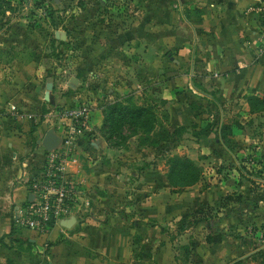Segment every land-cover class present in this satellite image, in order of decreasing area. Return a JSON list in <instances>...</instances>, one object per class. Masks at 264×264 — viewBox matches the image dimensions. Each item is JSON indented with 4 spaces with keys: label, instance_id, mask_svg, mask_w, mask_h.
I'll return each mask as SVG.
<instances>
[{
    "label": "crops",
    "instance_id": "obj_1",
    "mask_svg": "<svg viewBox=\"0 0 264 264\" xmlns=\"http://www.w3.org/2000/svg\"><path fill=\"white\" fill-rule=\"evenodd\" d=\"M105 3L99 0L94 8ZM139 10L133 26L120 25L116 30L97 27L90 53L85 49L91 31L73 29L68 19L53 17L55 24L46 23V30L40 31L46 36V69L27 52V59L15 53V58L0 66V264H143V257H135V237L149 234L144 224L148 202L141 200L147 172L134 180L137 198L131 208L137 215L131 218L108 211L113 205L104 211L110 199L105 202L99 192L112 189V179H119V173L125 171L109 167L112 150L101 133V108L94 107L95 103L90 108L81 90L65 92L72 77L59 88L57 79L48 74L51 46L58 47L57 53H63L59 58L64 59L63 48L74 37L80 49L76 60L86 61L90 69L105 61L130 66L133 59L138 60V69L144 66L140 73L159 70L156 79L164 82L170 96L162 99L175 106L181 105L186 95L191 97L187 104L184 99L183 106L192 118L200 114L194 111L192 101H199L196 109L203 106L206 111L207 105L210 111L215 109L222 124L233 103L244 105L245 98L264 94V0H139ZM14 31L31 39L37 32L22 25L5 26L0 35L6 37ZM58 32L65 33L64 41L56 39ZM3 42V47L10 49L19 45L15 38ZM165 73L173 75L165 80ZM81 105L87 106L93 117L88 134L74 142L66 168L79 185V199L68 219L56 224L48 236L39 237L17 227L15 211L26 202L29 181L44 162L46 151L41 142L45 135L53 131L62 144V129L68 123L59 113ZM211 148L209 144L203 153ZM117 192L121 190L117 188ZM187 209L189 206L174 211L182 212L183 218ZM71 219L74 223L66 228L63 224ZM128 221H132L130 226H126Z\"/></svg>",
    "mask_w": 264,
    "mask_h": 264
},
{
    "label": "rangeland",
    "instance_id": "obj_2",
    "mask_svg": "<svg viewBox=\"0 0 264 264\" xmlns=\"http://www.w3.org/2000/svg\"><path fill=\"white\" fill-rule=\"evenodd\" d=\"M98 1L0 0V31L5 26L19 25L37 31L31 34L34 35L33 39L26 34H15V31L7 34L8 37L0 35V66L15 58V53L27 59V52L46 69V36L42 37L40 31L46 30V23L55 24L53 17L68 19L73 29L91 31L89 46L85 49L87 53L91 52L92 34L97 27L116 30L121 25L128 28L138 20L139 0H103L105 6L96 10L94 6ZM102 36L106 39L105 35ZM7 38H15L19 45L12 49L3 47V41ZM72 38L74 41L63 48L66 52L64 59L59 58L63 53H57L58 47L51 46L49 54L52 60L51 65L47 66L48 74H53L57 79L58 87L64 86L70 77L79 76L82 83L75 89L81 90L80 95L90 108L94 103V107L101 108V133L112 150L109 167L115 171L123 167L125 171L119 173V179L117 176L112 179V189L99 192V197L105 202L110 199L107 205L105 203L104 211L113 205L108 211L131 215V218L137 215L131 208L137 198L133 191L134 180L140 173L147 172L141 200L148 202L144 210V224L149 234L144 236L141 233L135 237L136 254L139 258L143 257V264H261L264 258L254 259V256L259 250L264 252V94L255 95L263 104L254 110L246 101L245 109L240 102L233 103L230 113L224 115L222 124L215 109L210 111L209 105L206 111L202 109L203 106L196 109L195 104L199 101H192L194 111L200 112L192 118L193 114L183 106L184 99L187 104L189 100L191 102V97L186 95L182 98V104L175 106L162 99L170 96L165 91L164 82L156 79L155 74L159 70L140 73L144 66L138 69V60L133 59L134 64L130 66L122 63L115 66L105 61L90 69L86 61L76 60L80 49L76 48L77 40ZM82 45L86 46L85 43ZM58 68H61L60 73H57ZM170 75L173 73H165L163 78L166 80ZM66 90L70 93L73 89L66 87ZM136 107L149 110L154 115V129L150 134L145 133L146 127L124 118V110ZM113 108L116 112L111 122ZM92 117L89 114V122ZM161 124L170 135H177L156 147H149L146 138L152 139L162 127ZM220 125L226 129L223 133L225 142L221 134L217 135ZM209 144H212L211 150L203 153ZM174 156L187 157L199 168L201 176L194 186L177 194L171 193L174 189L166 177L168 159ZM117 188L121 193L117 192ZM107 191L110 193L107 194ZM203 204L212 210L205 219L209 227L202 224L183 236H177L174 232L183 213L174 210L189 206L185 212L188 216ZM223 219H226L225 222L221 221ZM131 223L126 222V226ZM153 224L158 227H152ZM114 226L117 227L116 224ZM161 226L177 236L174 241L160 234ZM208 238L211 242H208ZM184 245H189L191 249L190 262L187 263L178 251ZM175 256L180 258L178 262L174 261Z\"/></svg>",
    "mask_w": 264,
    "mask_h": 264
},
{
    "label": "built area",
    "instance_id": "obj_3",
    "mask_svg": "<svg viewBox=\"0 0 264 264\" xmlns=\"http://www.w3.org/2000/svg\"><path fill=\"white\" fill-rule=\"evenodd\" d=\"M89 114L90 109L84 105L60 111V118L68 123L62 129L65 139L45 153L42 166L31 177L28 198L15 211L18 228L46 237L56 224L70 217L79 199V185L66 168L74 142L89 130Z\"/></svg>",
    "mask_w": 264,
    "mask_h": 264
},
{
    "label": "trees",
    "instance_id": "obj_4",
    "mask_svg": "<svg viewBox=\"0 0 264 264\" xmlns=\"http://www.w3.org/2000/svg\"><path fill=\"white\" fill-rule=\"evenodd\" d=\"M245 101L248 103L251 110H254V108H256V106H258L259 104H263V102L259 98L255 97V95L245 98ZM113 110L114 111L110 113V117H112V119L110 120L111 122L114 121L113 114L116 112L115 108H113ZM124 111H125L124 114H126L124 118L131 119L135 121L137 124L142 125L144 128L146 127L147 129L146 128L144 129L146 134H150L152 132V129H154L155 118L154 115L149 110H146L142 107H136V108H128ZM182 130H184V128H182ZM225 130H226L225 127L221 126V128H219V130L217 131V135L221 134L222 140L225 139L223 136ZM176 135L177 133L176 134L171 133L170 135L168 129L162 125L160 130L152 136V139L151 137L146 138L147 145H149V147H156L160 143L166 142ZM224 144L226 145L227 143ZM168 166L169 168L166 177L168 179V183L170 187L174 189L171 192L173 194H177L179 191L183 189L185 190L189 187L194 186L201 177L199 168L187 157L184 156L170 157L168 159ZM175 189L177 191H175ZM210 212H212L210 206H205L204 204L201 205L199 209L189 213L188 216L178 221L179 226L176 227L174 233L177 236H183V234L187 233L192 229H196L202 224H206V226L209 227V222L206 223L205 219L207 218V215ZM152 227H156V226L153 224ZM159 228H160V233L166 236L167 238H169L171 241H174L175 237H177L175 235H172L171 234L172 232H170L168 228L162 226ZM208 242H211L210 238H208ZM178 251L180 253V256H183L185 258L186 263L190 262L191 249L189 245H184L179 247ZM135 257L138 258L137 254H135ZM254 257H255L254 259L264 258V252L262 250H259L258 252L255 253ZM179 259L180 258L178 256L174 257V261L176 262H178ZM260 263L264 264V260Z\"/></svg>",
    "mask_w": 264,
    "mask_h": 264
},
{
    "label": "water",
    "instance_id": "obj_5",
    "mask_svg": "<svg viewBox=\"0 0 264 264\" xmlns=\"http://www.w3.org/2000/svg\"><path fill=\"white\" fill-rule=\"evenodd\" d=\"M65 33L64 32H58L56 34V39L59 41H64L65 40ZM79 84V76L73 77L69 80V84L68 87H70L71 89H75L76 86ZM52 90V81L48 82V91ZM49 96L48 94L45 95V100H48ZM60 143L59 138L54 134L53 131H49L44 139L42 140L41 144L44 148V150L46 152H50L52 150H54L55 148L58 147ZM74 223V220H68L67 222H65V224H63L66 228H70L71 225Z\"/></svg>",
    "mask_w": 264,
    "mask_h": 264
}]
</instances>
